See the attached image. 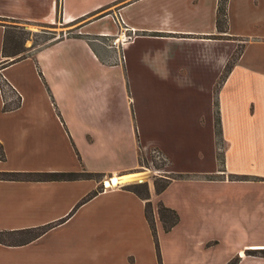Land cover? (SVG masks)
Wrapping results in <instances>:
<instances>
[{"label":"crops","instance_id":"1","mask_svg":"<svg viewBox=\"0 0 264 264\" xmlns=\"http://www.w3.org/2000/svg\"><path fill=\"white\" fill-rule=\"evenodd\" d=\"M219 4L111 0L91 13L72 11L68 0H0V174L100 175L0 176L1 236L23 239H0V264H159L147 201L124 184L103 188L150 162L155 149L168 161L158 176L204 184L194 201L201 215L229 217L233 234L264 232V0H228L223 29ZM10 22L77 26L51 43L8 44L5 52ZM203 158L216 167L180 170L173 162ZM217 180L229 182L221 211ZM157 198L151 191L161 245ZM63 219L29 242L20 233Z\"/></svg>","mask_w":264,"mask_h":264},{"label":"rangeland","instance_id":"2","mask_svg":"<svg viewBox=\"0 0 264 264\" xmlns=\"http://www.w3.org/2000/svg\"><path fill=\"white\" fill-rule=\"evenodd\" d=\"M110 1L111 0H68V3L71 5L70 9L72 11L90 10L91 13H93L109 5ZM10 26L12 28L9 30V46H17L19 48L23 47L25 42L29 46L51 43L59 38L71 35V32L74 31L72 29L77 25L62 27L59 24L48 25L43 23L10 22ZM97 41L100 43L112 42V39L99 37ZM159 151L160 150L155 149L152 152L151 161H142L141 168L134 173L121 177L115 176L118 179L120 178L117 185L114 184V181L112 182V180L115 179V177H112L110 180L104 182L103 188L107 182L106 185L109 189H112L111 186L117 187L120 184H124L126 187L130 185L147 184L151 198V191H155L157 194L156 185L163 184L165 182L164 178L173 176L171 174L161 177L156 174L155 168H163L168 163L167 157L163 154L161 155V151ZM173 162L176 165L175 168L180 170L184 168L211 169L216 167V163L208 158L186 161H184V159L181 161L175 159ZM224 166L223 156H220L217 167L223 168ZM174 173L180 172L175 171ZM217 174L221 173L218 172ZM222 175H224V173ZM173 177L175 178L172 179L168 187L158 194L157 201L158 203H163L166 207L170 206V209L176 211L179 215V222L168 232L165 231L162 223L160 260L158 258L159 264H229L237 258H240V263L241 259L246 256L264 258V246H258V244H264V232L253 234L250 231L244 233L245 231L243 230L240 231L242 234H233L234 229L231 228L232 226L229 228V217L226 221H223L224 219H221L220 212H218V217H216L219 218L217 220L216 218L210 219L204 217L194 205L197 191L200 190L199 193H201V195L207 192L206 189L201 188L204 184L191 181L181 176L176 177L175 174ZM215 183L217 186H223L222 190H216L215 188L214 190L216 191L213 193H217L218 195L214 203L218 206L217 210L221 211L220 208L224 207V201L229 198V182L226 184L222 180H217ZM224 196H227V198H221ZM227 203V210L229 212V201H227ZM153 215L155 219V214ZM242 225L248 227L247 223L243 222ZM252 225L253 224H251V226ZM124 227L125 224H121L119 229H123ZM29 236L30 235H25V239ZM0 239H7L10 241L23 240L17 238L13 239L9 235H0ZM239 249L242 250L238 252Z\"/></svg>","mask_w":264,"mask_h":264},{"label":"trees","instance_id":"3","mask_svg":"<svg viewBox=\"0 0 264 264\" xmlns=\"http://www.w3.org/2000/svg\"><path fill=\"white\" fill-rule=\"evenodd\" d=\"M227 21H228V0H220L219 4V13H218V27L219 29H223L225 26H227ZM9 44V36L7 35L6 42H5V52ZM241 50L238 51V54L235 55V58L232 59L226 70L225 74L223 75L221 82H223L229 72L233 69L235 63L237 62V58L239 57ZM218 132L220 134V129H218ZM1 157L4 158V153L2 152ZM1 177L7 178V179H18V178H27V179H34V180H53V181H71V180H77V179H97L100 177V175L97 174H92V173H49V174H33V173H1ZM174 176V175H173ZM173 176H168L164 178L165 182L163 184H157L156 185V191L157 194H160L163 192L170 182L172 181ZM177 177V176H176ZM141 188V189H139ZM127 190L134 192L137 194L141 199L146 200V217L147 220L149 221L150 227L152 229V232L154 234V238L156 241V247H157V252H158V258L160 257V245H159V240L157 236V228H156V222L154 219L153 215V210H152V204L150 202V193H149V188L147 184H141V185H133V186H128L126 187ZM100 191H94L92 192L87 198H85L80 204H84L85 202H88L91 200L93 197H95ZM158 211L160 215V220L164 225L165 231H169L173 226H175L179 222V215L177 214L176 211L173 209H170L166 207L163 203H159L158 206ZM65 222V219L59 221L56 224H50L47 226L39 227V228H34V229H28L20 233H24L25 235H30L27 239L26 242H29L33 239L38 238L39 236L43 235L45 232L49 231L53 227ZM3 233H0V235ZM264 256V255H263ZM160 260V258H159ZM240 258L234 259L231 261L229 264H238Z\"/></svg>","mask_w":264,"mask_h":264},{"label":"bare ground","instance_id":"4","mask_svg":"<svg viewBox=\"0 0 264 264\" xmlns=\"http://www.w3.org/2000/svg\"><path fill=\"white\" fill-rule=\"evenodd\" d=\"M128 179V178H127ZM114 181V184L117 185L119 183V179L115 177L114 180H112V182Z\"/></svg>","mask_w":264,"mask_h":264},{"label":"built area","instance_id":"5","mask_svg":"<svg viewBox=\"0 0 264 264\" xmlns=\"http://www.w3.org/2000/svg\"><path fill=\"white\" fill-rule=\"evenodd\" d=\"M118 186H119V185H118ZM111 187H113V186H111ZM104 188H105V189H109V188L107 187V185H106V184L104 185Z\"/></svg>","mask_w":264,"mask_h":264},{"label":"water","instance_id":"6","mask_svg":"<svg viewBox=\"0 0 264 264\" xmlns=\"http://www.w3.org/2000/svg\"><path fill=\"white\" fill-rule=\"evenodd\" d=\"M107 183H108V182H107ZM107 183H106V184H107Z\"/></svg>","mask_w":264,"mask_h":264}]
</instances>
